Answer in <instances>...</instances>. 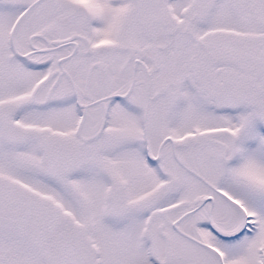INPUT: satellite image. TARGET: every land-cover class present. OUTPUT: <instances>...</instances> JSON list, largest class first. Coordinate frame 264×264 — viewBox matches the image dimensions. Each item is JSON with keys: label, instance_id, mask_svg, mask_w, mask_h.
Listing matches in <instances>:
<instances>
[{"label": "snow or ice", "instance_id": "snow-or-ice-1", "mask_svg": "<svg viewBox=\"0 0 264 264\" xmlns=\"http://www.w3.org/2000/svg\"><path fill=\"white\" fill-rule=\"evenodd\" d=\"M0 264H264V0H0Z\"/></svg>", "mask_w": 264, "mask_h": 264}]
</instances>
